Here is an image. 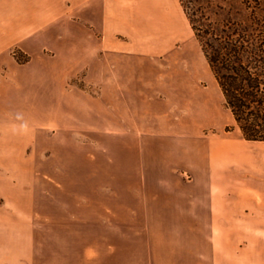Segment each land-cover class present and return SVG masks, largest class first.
<instances>
[{
    "label": "crops",
    "instance_id": "1",
    "mask_svg": "<svg viewBox=\"0 0 264 264\" xmlns=\"http://www.w3.org/2000/svg\"><path fill=\"white\" fill-rule=\"evenodd\" d=\"M188 25L179 0H0V264H13V252L20 250L14 213L6 208L19 188L17 173L29 170L30 148L36 154L44 148L46 118L56 109L60 118L75 115L89 101L100 107L107 131L109 92L117 93V108L132 107L130 96L155 86L149 75L141 78L140 69L130 75L120 62L151 55L157 46L170 49L188 34ZM76 75L100 83L101 96L69 84ZM145 96V106L157 104ZM157 123L167 121L155 118ZM179 136L156 131L148 138L156 142V169L189 172L192 178L180 181L186 191L138 199L156 213L134 209L133 219L147 222L133 229L131 244L102 243L106 256L117 261L128 252L133 264H264V141L234 129L200 135L199 148L162 142ZM153 220L164 226L153 228Z\"/></svg>",
    "mask_w": 264,
    "mask_h": 264
},
{
    "label": "rangeland",
    "instance_id": "2",
    "mask_svg": "<svg viewBox=\"0 0 264 264\" xmlns=\"http://www.w3.org/2000/svg\"><path fill=\"white\" fill-rule=\"evenodd\" d=\"M260 3L264 5V0L180 1L197 27L226 16L238 18L237 11L244 6ZM120 64L130 75L140 69L141 78L149 75L155 86L130 96L132 107L117 108V93L109 92L107 131L100 107L94 103L91 107L89 101V107L77 108L75 115L60 118L56 109L46 118L44 148L38 154L30 148L29 170L17 173L14 186L19 184V190H14L13 204L6 208L14 213V244L20 248L13 252V264H111V260L133 264L128 252L117 261L106 256L102 243L131 244L133 229L147 222L140 216L133 219L134 209L138 215L156 213L150 206L144 209L138 199L180 195L186 191L180 181L192 178L187 171L177 169L169 175L156 169L157 159L152 158L156 142L148 135L166 131L180 135L162 141L166 145L199 148L200 135L238 129L189 25L188 34L170 49L157 46L151 55L138 53ZM115 66L116 61H110V67ZM115 79L111 73L110 82ZM69 84L87 95L102 94L100 83L87 82L82 75L72 77ZM145 95L157 104L145 106L140 102ZM164 99L166 103L160 104ZM158 116L167 123L155 124ZM118 117L122 123H116ZM150 222L153 228L164 226L159 220Z\"/></svg>",
    "mask_w": 264,
    "mask_h": 264
},
{
    "label": "trees",
    "instance_id": "3",
    "mask_svg": "<svg viewBox=\"0 0 264 264\" xmlns=\"http://www.w3.org/2000/svg\"><path fill=\"white\" fill-rule=\"evenodd\" d=\"M183 11L242 137L264 141V5L200 27Z\"/></svg>",
    "mask_w": 264,
    "mask_h": 264
}]
</instances>
